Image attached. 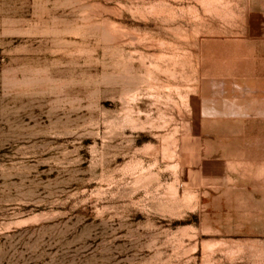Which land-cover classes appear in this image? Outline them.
I'll return each mask as SVG.
<instances>
[{"label": "rangeland", "instance_id": "1", "mask_svg": "<svg viewBox=\"0 0 264 264\" xmlns=\"http://www.w3.org/2000/svg\"><path fill=\"white\" fill-rule=\"evenodd\" d=\"M262 35L264 0H0V264H264L226 162L264 119L212 98Z\"/></svg>", "mask_w": 264, "mask_h": 264}, {"label": "crops", "instance_id": "2", "mask_svg": "<svg viewBox=\"0 0 264 264\" xmlns=\"http://www.w3.org/2000/svg\"><path fill=\"white\" fill-rule=\"evenodd\" d=\"M246 40L248 42H243L245 46L240 47L236 54L237 65L224 76V90L219 85L217 97L212 98H217L221 103L223 101L220 107L249 110V113L242 115L264 119V35ZM237 137L234 140L237 143L233 146L235 157L226 162L239 165L234 172L264 174V134ZM248 186L261 187L257 184Z\"/></svg>", "mask_w": 264, "mask_h": 264}]
</instances>
